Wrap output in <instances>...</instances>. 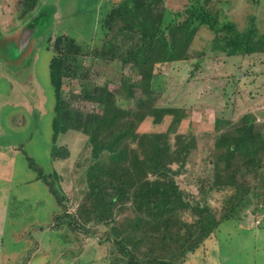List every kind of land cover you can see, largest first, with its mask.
Returning <instances> with one entry per match:
<instances>
[{
	"label": "trees",
	"instance_id": "1",
	"mask_svg": "<svg viewBox=\"0 0 264 264\" xmlns=\"http://www.w3.org/2000/svg\"><path fill=\"white\" fill-rule=\"evenodd\" d=\"M167 1H117L99 21L100 48L89 54L73 38L58 35L47 40L46 48L53 54L49 62L55 103L53 143L61 133L73 130L86 136L89 150L78 167L86 193L76 212L59 216L55 226L67 218L72 231L84 234L89 232L87 224L109 227L103 241L113 248L109 264H183L240 211L249 207L252 212L264 211V127H257L251 116H244L216 138V153L209 158L213 164H206L208 188L200 187L197 195L181 190L175 180L191 155V137L172 129L137 132L147 117L157 125L170 115L172 128L181 122L177 109L157 106L162 90L159 79L171 65L189 59L200 28H206L214 38L194 70L203 65L205 56L264 53V36L258 35L254 23L240 32L233 23L218 20L217 13L212 15L205 5L172 10ZM38 3L17 0L19 19L32 15ZM86 56L90 64L117 63L129 69L130 76L122 79V88L131 99L129 109L117 105L107 86L91 90L83 86L84 78L92 72V67L83 63ZM64 79H79L81 94L66 96ZM82 102L89 104V112L83 113L75 105ZM55 178V172H38L36 179L63 209ZM214 191L226 193L219 211L207 203L206 197Z\"/></svg>",
	"mask_w": 264,
	"mask_h": 264
},
{
	"label": "rangeland",
	"instance_id": "2",
	"mask_svg": "<svg viewBox=\"0 0 264 264\" xmlns=\"http://www.w3.org/2000/svg\"><path fill=\"white\" fill-rule=\"evenodd\" d=\"M117 1L39 0L33 14L20 20L15 11L17 0H12L6 6L7 10L11 8L9 13L0 14V38L14 34L19 39L23 34L34 32L25 53L21 42L15 52L0 51L3 103L0 105L3 128L0 205L5 206L6 218L0 254L2 249L8 251L16 240L11 239L12 234L21 237L32 232L39 252L30 260L28 254L34 246L26 241L22 248L28 251H22V257L28 259L24 263L30 260V264H109L114 257L111 244L103 242L109 227L91 223L85 226L87 234L74 232L67 218L55 226L59 216L76 212L77 204L86 193L78 167L89 156V150L86 136L73 130L61 133L53 143L55 103L49 78L53 54L46 45L48 39L64 35L75 39L88 54L100 48L103 39L99 21ZM197 3L205 5L212 15L217 13L218 20L233 23L240 32L254 23L258 35L264 36L261 7L264 0H209L207 3L205 0H168L167 7L184 10ZM213 38L206 28H200L192 42L189 59L174 63L159 79L162 90L157 106L177 109L183 117L179 125L172 128V116L168 115L157 125L147 117L137 129L138 133H163L172 129L176 134L191 137V155L175 180L181 190L196 195L200 187L208 188L206 164H213L209 158L213 151L216 153V138L240 123L244 116H251L257 127H264V53L205 56L203 65L194 70L203 53L208 52ZM83 63L92 67L91 74L84 78L87 82L83 81L86 89L107 86L119 107L130 108L131 99L122 88V79L131 74L127 67L109 62L90 64L88 56ZM80 83L79 79H64L62 90L66 96L80 95ZM62 105H67L65 99ZM75 105L83 113L91 110L85 102ZM38 172L56 173L55 181L64 199L63 209L57 207L47 187L36 179ZM224 192L214 191L206 197L216 211L221 209ZM33 226L39 228L33 229ZM14 253L20 255L19 251ZM183 264H264V211L252 212L251 207L240 211L236 218L222 223Z\"/></svg>",
	"mask_w": 264,
	"mask_h": 264
},
{
	"label": "crops",
	"instance_id": "3",
	"mask_svg": "<svg viewBox=\"0 0 264 264\" xmlns=\"http://www.w3.org/2000/svg\"><path fill=\"white\" fill-rule=\"evenodd\" d=\"M11 1L12 0H0V11H1L0 14L5 16L9 13V10L11 8H9V10H7L6 6H8L11 3ZM262 7L264 8V4L262 5ZM32 35L33 34H31V33L23 34V35H21V37H19V39H18V36H14V34L10 35V36L7 35L5 37L3 36L0 38V51L7 52V50H8L10 52H15L16 49L19 48L18 43L19 42H21V43L25 42L26 46L24 45V47L21 49L25 53L28 50L29 44L33 39ZM22 51L20 52L21 54L23 53ZM0 53H2V52H0ZM1 100H2V97L0 96V105L3 104L1 102ZM2 134H3V128H2V126H0V137L2 136ZM1 199H4V197L2 196ZM1 208H2V210H1ZM4 209H5V206L0 205V242L1 243H3L2 238L4 236L3 224L6 220ZM34 228L38 229L39 227L33 226V229ZM23 232H24V234H26V231H23ZM11 239L12 240L16 239V240H14V242L10 244V248L8 249V251H6L7 248L2 249V252L0 254L2 256V257L0 256V264H30L29 263V261L31 260L30 258H32V256L34 254L39 252L38 247H37L36 238L33 237L32 232L27 234V236L21 235V237L19 235L12 234ZM26 241L30 242V246L32 245L34 247H33V249H31L32 250L31 253L28 254L30 260L27 263H24L23 260L27 261V259H28V258L22 257V251H24L25 249H26L25 251H28V248H25V249L22 248L23 244ZM33 243H35V244H33ZM15 251H19L20 255L18 256V254H15L14 253ZM33 264H39V263L35 262Z\"/></svg>",
	"mask_w": 264,
	"mask_h": 264
},
{
	"label": "water",
	"instance_id": "4",
	"mask_svg": "<svg viewBox=\"0 0 264 264\" xmlns=\"http://www.w3.org/2000/svg\"><path fill=\"white\" fill-rule=\"evenodd\" d=\"M263 204H264V197L262 198Z\"/></svg>",
	"mask_w": 264,
	"mask_h": 264
}]
</instances>
